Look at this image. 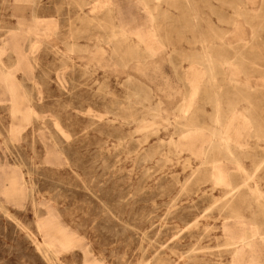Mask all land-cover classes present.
Masks as SVG:
<instances>
[{
  "label": "rangeland",
  "instance_id": "374dc122",
  "mask_svg": "<svg viewBox=\"0 0 264 264\" xmlns=\"http://www.w3.org/2000/svg\"><path fill=\"white\" fill-rule=\"evenodd\" d=\"M0 52V264H238L243 230L264 264V0H0Z\"/></svg>",
  "mask_w": 264,
  "mask_h": 264
},
{
  "label": "bare ground",
  "instance_id": "6f19581e",
  "mask_svg": "<svg viewBox=\"0 0 264 264\" xmlns=\"http://www.w3.org/2000/svg\"><path fill=\"white\" fill-rule=\"evenodd\" d=\"M245 16H247V15H245ZM245 19V18H244ZM262 25V24H261ZM145 37V36H144ZM35 41V40H34ZM1 53V52H0ZM204 58H205V60L203 61V63L204 64H206V65H209L207 68L209 69L208 71H211V75H212V73L215 71L214 70V67L212 66L213 64H214V61L213 60H211L210 59V54L209 53H206L205 55H204ZM1 67V66H0ZM205 70V69H204ZM208 71L206 72V73H208ZM208 73V74H209ZM214 74V73H213ZM5 75V74H4ZM215 75V74H214ZM225 75V74H224ZM3 76V75H2ZM210 76V75H209ZM245 76V75H244ZM4 77V76H3ZM214 77V76H213ZM215 89V88H214ZM214 93H213V98H214V101H215V105H216V108H215V123L217 124V128L213 131V135L215 136V137H217V138H221V139H224L225 137H226V131L223 129V128H221V125H222V122H223V117H222V115H221V107H220V96H219V94L218 93H216V92H218L217 90L216 91H213ZM146 99V98H145ZM252 102V101H251ZM228 118V117H227ZM235 119V116L233 115L232 116V118L229 120V121H227V128H228V125H230V123L233 121ZM225 120V119H224ZM246 120V119H245ZM247 123V122H246ZM249 128H250V126H249ZM188 131V130H187ZM196 131V130H195ZM200 131V130H199ZM183 134V133H182ZM220 139V140H221ZM222 141V140H221ZM231 149L232 148H230V145L229 144H226L225 145V147H224V151L225 152H229V154L231 153ZM210 150V149H209ZM231 155V154H230ZM240 157V156H239ZM232 158V157H231ZM233 163H236V165L237 166H239L240 168H241V170H242V167H241V165L239 164L240 162H238V159H237V157H233ZM214 166V165H213ZM259 166V165H258ZM239 168V169H240ZM259 168V167H258ZM243 171H244V169H243ZM246 177H247V175H245ZM212 177H214L215 179H216V181L218 182V183H222V182H224V180H225V178H226V176H225V172H224V170H223V168H222V166L221 165H215L214 166V168H213V176ZM250 177V176H249ZM249 179V178H248ZM231 180V179H230ZM231 182V181H230ZM245 182V181H244ZM19 184V183H18ZM18 184H17V186H18ZM231 185V184H230ZM246 185V184H245ZM245 185H243V186H245ZM230 188H232V186L230 187ZM242 187L241 186H236L235 187V190H239V191H241L240 189H241ZM234 189V188H233ZM255 189H256V187H255ZM228 190V189H227ZM254 190V189H253ZM231 191V190H230ZM239 191H238V193H239ZM237 192V191H236ZM255 192H257V194H260V195H262L261 194V191L259 190V189H257V190H255ZM237 194V193H236ZM255 197V196H254ZM258 197V196H257ZM264 198V197H263ZM227 199H229V197L227 198ZM224 200V199H223ZM264 201V200H263ZM247 225V224H246ZM245 228H246V226H245ZM248 228V227H247ZM253 228V227H252ZM229 232H230V230L228 231V235H229ZM258 234V233H257ZM230 237V236H229ZM230 240H231V242H230V246L235 250V253L237 254V256H238V258H237V262H238V264L240 263V261H239V258L240 257H242V256H244V255H248V254H251V255H253V257L251 258V262H249L250 264H257V261H255L254 260V256L256 255V253L254 252L255 251V247H254V243H255V241H254V236L253 235H250L249 234V232H247L246 230H243V231H241L239 234H233L231 237H230ZM244 250H248V253H245L244 252ZM248 262V260L246 261V264H248L247 263Z\"/></svg>",
  "mask_w": 264,
  "mask_h": 264
}]
</instances>
